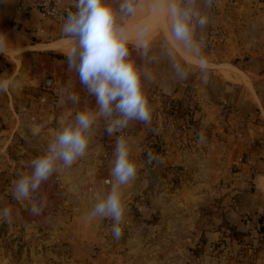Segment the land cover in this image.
<instances>
[{"label":"crops","instance_id":"crops-1","mask_svg":"<svg viewBox=\"0 0 264 264\" xmlns=\"http://www.w3.org/2000/svg\"><path fill=\"white\" fill-rule=\"evenodd\" d=\"M17 1L0 0V33L9 39L0 52V80L10 85L0 92V169L15 173L11 187L0 194V211L11 210L2 218L8 236L0 244V264H264V4L214 0L207 9L198 0L209 24L197 28L196 48L180 45L191 59L201 53L213 57L219 47L227 57H248L244 80L229 77L234 75L229 69L228 77L201 73L164 42L148 40L147 49L129 44L130 59L148 73L144 90L151 124L132 121L108 136L97 115L86 154L71 168L58 162L32 199L17 201L11 194L14 182L32 171V160L46 153L60 127L73 123L78 112L98 113L95 97L67 68L64 53L75 43L63 34V24L37 13L25 18ZM141 1L147 0L136 1L126 26L153 20L147 35L161 26L155 20L162 16L153 13V0L149 11L136 16ZM122 2L108 0L117 11ZM174 62L187 79L175 75ZM75 93L79 98L73 103L68 95ZM172 103L184 113L174 114ZM120 136L128 141L138 173L120 188L126 212L116 239L112 227L107 229L110 218L87 216L97 197L109 191L104 181ZM155 148L161 153L159 168L184 166L188 176L174 189L164 181L150 193L144 188L149 179L138 176L149 169L146 151ZM140 183L143 192L137 195L132 186ZM41 198L46 207L32 216L29 209Z\"/></svg>","mask_w":264,"mask_h":264},{"label":"clouds","instance_id":"clouds-1","mask_svg":"<svg viewBox=\"0 0 264 264\" xmlns=\"http://www.w3.org/2000/svg\"><path fill=\"white\" fill-rule=\"evenodd\" d=\"M197 2L198 0H153V13L166 10L171 21L172 37L186 49L197 47L196 30L205 29L210 21L209 16L198 8ZM213 4L214 0H203L204 8L211 9ZM74 7L75 11L67 13L62 32L67 38H74L75 44L64 55L68 70L75 71L80 85L95 97L98 113L78 112L73 123L60 127L46 153L32 160V171L22 174L14 182L11 194L17 201L32 199L41 184L53 175L58 162H62L65 168H71L86 154L97 115L105 120L108 136L127 128L132 121L145 125H150L152 121V108L144 90L148 73L130 59L129 37L116 25L117 10L108 0H77ZM135 11L134 0H123L119 6L120 13L134 14ZM148 30L149 25H145L141 29V37ZM8 41L7 35L0 33V52L5 50ZM139 46L147 49L148 42L141 39ZM198 67L201 73L206 74L207 60L201 57ZM173 68L179 79L188 78V73L182 66L174 62ZM204 78L206 82L207 76ZM9 86V81L0 80V92H6ZM78 98V93L68 95L73 103ZM200 140H204L202 134ZM114 156L110 178L104 181L109 186V191L106 196L97 197L87 219L111 218L114 221L112 234L119 239L123 234L120 225L126 212L120 188L135 180L138 166L132 160L128 141L123 136L116 140ZM147 160L148 163L162 162L151 151L147 153ZM46 203V199L41 198L39 204H33L29 209L30 214L39 216ZM10 215L9 208L0 211V218L7 220Z\"/></svg>","mask_w":264,"mask_h":264},{"label":"rangeland","instance_id":"rangeland-1","mask_svg":"<svg viewBox=\"0 0 264 264\" xmlns=\"http://www.w3.org/2000/svg\"><path fill=\"white\" fill-rule=\"evenodd\" d=\"M137 0H134V3H136ZM229 1V0H228ZM228 1L226 0H221L220 2L217 0V4H224V3H228ZM232 5H235L232 1H229ZM236 6V5H235ZM117 10V9H116ZM166 11V10H165ZM164 11L163 14V18L165 21V28L167 29V25H166V13ZM205 12V11H203ZM216 14V12H215ZM129 14L127 13H120L119 11H117V16H116V25L118 28L123 29V31H133V32H139L141 31L142 28L145 27V25H151L152 21L150 22H146L145 24L141 25V26H135V25H131L129 27H127L126 25L129 24V20H130V16H128ZM210 17H213V15H211L210 13ZM156 23L161 25L160 23V19L156 18ZM159 22V23H158ZM134 28V29H133ZM153 29V28H151ZM150 29V30H151ZM147 32H150L149 30ZM153 32L143 36V37H137V39L135 38V41L129 39V44H138L135 42H139L141 39L148 41L149 42H153V41H160V42H164L167 47H170L172 50L176 49V53L179 55H182V59L183 60H187L189 62H193L195 65L199 66L200 64V58L203 57L204 59L207 60V73H211V71H214L213 73H217L218 75L221 76H227L226 71L227 69L231 70V72H233V76L234 78L238 79V77H241L242 80L244 75H246L244 73V69L246 68L248 64V61L250 60L248 57H244V56H239L237 54L233 55L232 57H227L225 54H223V52H221V47H219L220 51H217V49H215L214 55L213 57H206L205 54L201 53L199 55V57H195L193 59H191L186 52H184V50H181L182 48H180V45L178 42H176L174 40V38H172L171 36H168V33L164 32V29L160 27H158V29L156 30V32H154V34H152ZM200 33V32H199ZM202 33H206V31H202ZM168 34V35H167ZM218 35H220V30L217 32ZM141 36V35H140ZM197 36V35H195ZM70 42L75 43V39L69 40ZM200 46V45H199ZM209 46L208 43H205L203 45V47H207ZM228 77V76H227ZM231 77V76H229ZM240 79V78H239ZM188 108L187 107H183V111L186 112ZM171 110L172 112L175 114L176 112L178 114H182L184 112H181V106L177 103H172L171 104ZM157 144H155L156 146ZM149 152V150L146 151L144 157L145 160L147 162V167L149 169H145V170H141L139 171V176L138 179L141 178H148L149 179V184L147 186H145V190H149L150 193H157L158 190L162 189L164 186L162 185L163 183H170L171 189H174L175 187H177L179 184H181V182L183 181V179H185L186 176H188V172L187 170H185L184 166H169L166 168H159L158 165L159 163L157 162H153V163H148L147 160V153ZM151 152L153 153V155L157 156L159 158V160L161 161V153H159V149L155 148L152 149ZM13 176H15V173L11 172L9 169H0V194L6 190L7 186L11 187V181ZM145 176V177H144ZM165 181V182H164ZM141 185L142 183H140L139 185L136 184V186H132V189L137 191V195H140L141 191L143 192V189H141ZM9 206V205H7ZM3 208V204L0 200V210ZM111 219V218H110ZM8 223L6 221H3L2 218H0V244L4 241L3 237L6 235L8 236Z\"/></svg>","mask_w":264,"mask_h":264},{"label":"built area","instance_id":"built-area-1","mask_svg":"<svg viewBox=\"0 0 264 264\" xmlns=\"http://www.w3.org/2000/svg\"><path fill=\"white\" fill-rule=\"evenodd\" d=\"M243 0H233L235 5H239ZM253 2L255 5L264 4V0H245ZM77 0H18L17 12L25 18L38 14L41 19H51L56 23L64 24L69 11H75ZM114 221L109 219L107 229L110 230Z\"/></svg>","mask_w":264,"mask_h":264},{"label":"bare ground","instance_id":"bare-ground-1","mask_svg":"<svg viewBox=\"0 0 264 264\" xmlns=\"http://www.w3.org/2000/svg\"><path fill=\"white\" fill-rule=\"evenodd\" d=\"M153 2V1H152ZM150 3L151 1L150 0H147V1H141L140 4H139V8H138V11L136 12V16H139L141 14H144L150 7ZM153 4V3H152ZM149 11V10H148ZM160 23H161V28L164 29V32L165 33H168L167 35L168 36H171L172 37V34H171V30H170V25H171V21H170V18L168 17L167 13H166V25H167V29L165 28V21H164V18H163V14H162V11L160 12ZM153 23V21H152ZM152 23L149 27L152 26ZM159 23V22H158ZM141 31L139 32H127L125 33L128 37H132V36H135L136 34H140ZM154 34V32L152 33ZM173 38V37H172ZM227 75H230V74H227ZM232 77V76H231Z\"/></svg>","mask_w":264,"mask_h":264},{"label":"water","instance_id":"water-1","mask_svg":"<svg viewBox=\"0 0 264 264\" xmlns=\"http://www.w3.org/2000/svg\"><path fill=\"white\" fill-rule=\"evenodd\" d=\"M51 80L50 79H48L45 83L48 85L49 84V82H50ZM107 185V184H106Z\"/></svg>","mask_w":264,"mask_h":264},{"label":"trees","instance_id":"trees-1","mask_svg":"<svg viewBox=\"0 0 264 264\" xmlns=\"http://www.w3.org/2000/svg\"><path fill=\"white\" fill-rule=\"evenodd\" d=\"M59 56H62L63 57V55H59ZM0 58H1V55H0Z\"/></svg>","mask_w":264,"mask_h":264}]
</instances>
